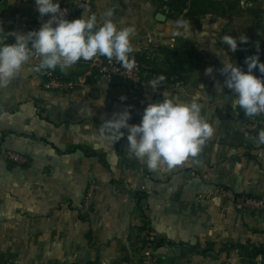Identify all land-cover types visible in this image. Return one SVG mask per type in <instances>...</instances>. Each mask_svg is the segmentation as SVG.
Instances as JSON below:
<instances>
[{"label": "crops", "instance_id": "0c3cea01", "mask_svg": "<svg viewBox=\"0 0 264 264\" xmlns=\"http://www.w3.org/2000/svg\"><path fill=\"white\" fill-rule=\"evenodd\" d=\"M69 1L53 0L60 7ZM153 1L94 0V14L102 23L111 10L118 27H134V50L143 48L157 63L164 62L162 49L196 52L199 67L185 84L163 83L153 92L150 84H113L95 76L59 92L47 90L43 73L26 65L7 89H0V255L10 256L12 264L137 259L145 229L159 237L162 264H264V257L248 258L240 249L222 252L227 244L264 245L263 213L218 197L195 201L215 187L264 201V145L257 146L246 134L242 109L231 106L233 92L224 87L218 94L215 88L216 81L224 84L218 71L223 59L240 67L222 37L232 31L251 33L257 24L264 35V0H216L224 3V15L196 19L170 18ZM50 16H40L35 0H0L4 32L39 30ZM179 20L189 21L186 37L173 35L184 31L177 27ZM6 43H15L14 37ZM208 67L214 69L211 76L205 75ZM57 72L76 81L84 78L85 67L77 62L67 73ZM253 74L261 77L258 69ZM165 90L187 101L201 93V114L214 134L198 157L199 165L189 159L168 171H151L126 152L127 130L113 143L98 136L105 120L129 106V123L138 125L147 104L162 101ZM7 152L28 162H11ZM90 186L96 188L93 208L84 212Z\"/></svg>", "mask_w": 264, "mask_h": 264}, {"label": "clouds", "instance_id": "9594fccd", "mask_svg": "<svg viewBox=\"0 0 264 264\" xmlns=\"http://www.w3.org/2000/svg\"><path fill=\"white\" fill-rule=\"evenodd\" d=\"M35 6L41 17L51 14L39 30L26 34L4 32L0 25V89H7L25 71L26 65H31V71L37 73L57 68L67 73L81 59L91 61L101 56L109 62L115 59L126 70L134 68L135 59H130V55L134 52L131 38L136 30L132 26L118 27L112 19L111 10L104 14L105 19L100 23L95 14H83L81 18L69 21L65 18L66 11H62L60 4L53 0H35ZM176 24L184 31L174 32L173 35L186 37L189 34V21L179 20ZM9 37H14L15 43H6ZM238 41L248 44L249 38L246 35L238 39L224 35L221 43L228 45L230 51L235 53ZM256 49L259 52V43ZM35 59L39 60L38 64L32 63ZM221 63L223 67L218 71L225 80L223 86L216 81L217 93H223L224 87L231 90L234 94L232 108L242 109L247 117L264 113V63L260 62L259 55L245 58L247 72L227 59ZM257 68L261 77L253 74ZM213 71L212 67H208L205 75L211 76ZM165 80L164 75L151 79V90L157 91ZM199 86L204 90L203 85ZM162 96V101L147 104L138 125L129 123L132 119L130 106L113 113L110 119L101 124L99 138L113 143L125 136L122 129L127 130L126 152L142 161L151 171H168L182 166L189 159L199 165L201 161L198 157L214 134L212 125L201 114V93L196 92L190 101L173 96L167 90ZM125 99L121 97V100ZM253 139L257 146L264 145V129Z\"/></svg>", "mask_w": 264, "mask_h": 264}, {"label": "built area", "instance_id": "2783aa9c", "mask_svg": "<svg viewBox=\"0 0 264 264\" xmlns=\"http://www.w3.org/2000/svg\"><path fill=\"white\" fill-rule=\"evenodd\" d=\"M81 6H84L83 8ZM94 0H70L60 8L66 11L65 18L72 20L81 14L91 15L94 14ZM146 53L143 48H137L130 55V59H135V66L131 70L124 69L115 59L111 62L106 57L97 56L91 61H84L81 59L78 63L85 67L83 79L76 81H68L58 78L52 71L45 70L43 75L45 77L44 87L47 90L68 92L80 86H83L86 81L95 76H102L112 79L114 76H120L127 83L149 85V82H144L146 76L143 72V66L139 61V57ZM243 128L246 134L255 138L261 129H264V113L254 117L244 116ZM7 159L16 164H25L27 159L15 152H7ZM96 188L90 186L84 195L82 210L89 212L93 208ZM213 197H218L224 201L233 204L236 207L246 210H254L264 214V201L244 195H236L232 191L224 187H215L212 191L207 193L198 194L195 198L196 202L210 200ZM143 249L137 259H123L118 264H162L160 256L157 253V246L159 244V237L150 229H146L143 233Z\"/></svg>", "mask_w": 264, "mask_h": 264}, {"label": "trees", "instance_id": "16d2710c", "mask_svg": "<svg viewBox=\"0 0 264 264\" xmlns=\"http://www.w3.org/2000/svg\"><path fill=\"white\" fill-rule=\"evenodd\" d=\"M153 2L158 6V8L163 9L164 13H166L170 18L174 19L181 17L196 19L212 13H223L224 15V3L216 0H154ZM234 6L235 3L233 4V7ZM261 29V25L257 24L251 33L244 34L248 36L249 43L241 44L238 41V48L235 53L231 52L227 45L230 56L243 70L247 68L244 64L245 53L249 56L259 55L260 62L264 63V35ZM225 35H230L236 39L241 36L235 31L228 32ZM257 43H259V52H257L256 49ZM161 52L164 55L163 63H157V61L152 60V58L146 53L139 57V61L143 66V72L146 75L144 77V82H149L151 79L158 77L159 75H164L166 80L163 83L185 84L190 75L199 67V56L196 52L190 50L189 48L177 51L162 49ZM49 71H52L60 79L68 80L58 74V68L54 71ZM41 72L43 73V71ZM241 111L245 116L243 110ZM90 154L94 155L95 153ZM144 244L145 242L142 241V245ZM227 249H240L248 258L264 257V245H253L251 243L227 244L223 246L222 252ZM204 254L206 255L207 253L204 252ZM11 259L12 258L10 256L0 255V264H12Z\"/></svg>", "mask_w": 264, "mask_h": 264}, {"label": "water", "instance_id": "95a60500", "mask_svg": "<svg viewBox=\"0 0 264 264\" xmlns=\"http://www.w3.org/2000/svg\"><path fill=\"white\" fill-rule=\"evenodd\" d=\"M159 16H162V15H159ZM112 83L113 84H123L124 79L120 76H114V77H112Z\"/></svg>", "mask_w": 264, "mask_h": 264}]
</instances>
